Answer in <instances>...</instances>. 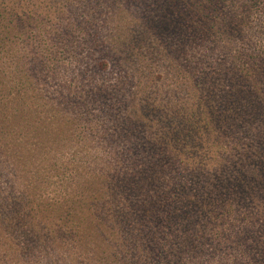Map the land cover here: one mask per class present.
I'll use <instances>...</instances> for the list:
<instances>
[{
	"label": "trees",
	"instance_id": "1",
	"mask_svg": "<svg viewBox=\"0 0 264 264\" xmlns=\"http://www.w3.org/2000/svg\"><path fill=\"white\" fill-rule=\"evenodd\" d=\"M5 174L17 264H264V0H0Z\"/></svg>",
	"mask_w": 264,
	"mask_h": 264
},
{
	"label": "rangeland",
	"instance_id": "2",
	"mask_svg": "<svg viewBox=\"0 0 264 264\" xmlns=\"http://www.w3.org/2000/svg\"><path fill=\"white\" fill-rule=\"evenodd\" d=\"M71 12H73V11H71ZM71 12H69L68 14L71 15L72 14ZM261 22H262L261 17L259 14H257L255 21L253 19L250 23V30L252 32H255V34H256L257 31H259V26H260L259 24ZM257 23H258V25H257ZM195 49L196 48L194 46L189 47V53H188L187 57L193 59V54H194ZM80 56H81L80 60L84 66V68L81 70L80 73L86 71L88 74V76H86L87 78L83 79V80H86L85 82H83V85L88 84L89 82L91 84L93 81L92 79H94L95 75H93L91 68L88 67L90 65L87 66L82 61V58H83L85 61H87L89 64H91L89 62L88 54H87V52H85L84 54H81ZM181 60H183V59L181 58ZM81 67H79V68H81ZM106 77L109 78V75H106ZM94 80H96V77ZM175 82H176V78L174 76H172L170 78V80L168 81V83L170 85V87H169L170 89L174 88ZM54 84L55 83H53V85ZM85 87H87V85ZM170 94H172L171 92L168 95L172 96ZM160 98L166 99L167 96L162 94ZM92 107H97V105H93ZM106 110H109V111L112 110V111L118 113L117 110H115L111 107H106ZM119 126L120 125H118V123H116V122H110V123L104 124L101 127V132H105L107 134L106 138H110L112 134L114 135L117 133V131H119ZM118 141H120V140L119 139L117 141L113 140L114 143H117ZM67 145H68V147H65L64 149L58 151V156H59L60 160L63 162L65 160L66 161L69 159L71 160V157H73V155H74V153L72 154V151L75 149L76 143L69 146V144L67 142ZM87 149H88V147L86 146L85 150H87ZM37 164L38 163L36 162V160L29 162L30 166H29L28 171H27L28 175L26 177H24L23 173H22L21 176H22V178H24L26 180L33 179V180H37L38 184H42V183H40V180H39L40 175L37 174V172H38ZM69 174H70L69 170H66V172H64V176L67 177L65 179V181H63V175L54 176V174H53V175H51V177H48L46 184L43 183L44 184L43 187H44V189H46V193L48 191L51 195L56 196L55 193L58 194V193L64 192L65 190H67L66 184H68L69 178L72 180H76V184L80 187L77 180H80L83 177V175L78 173V172L71 174V175H69ZM41 176H43V175H41ZM12 177L13 176L7 175V174L0 177V264H17L18 257H17L16 249H17L18 245L21 246V248H24L27 246V243H25L24 238L28 234V231L27 232L26 231L21 232L20 229L17 228L16 225H13V223H12V222H14V214H15V212L13 211V208L15 207L14 202H15V199L17 200V197L19 196L18 191L11 187L10 179ZM73 189L75 190L76 187L73 186ZM7 198H8V200H6Z\"/></svg>",
	"mask_w": 264,
	"mask_h": 264
}]
</instances>
